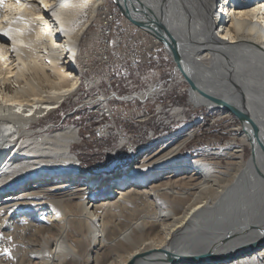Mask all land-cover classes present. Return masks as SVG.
<instances>
[{
    "label": "bare ground",
    "instance_id": "1",
    "mask_svg": "<svg viewBox=\"0 0 264 264\" xmlns=\"http://www.w3.org/2000/svg\"><path fill=\"white\" fill-rule=\"evenodd\" d=\"M103 1L0 0V244L19 252L21 235L1 233L28 213L52 226L39 229L43 249L20 264H264V228L256 230L264 226H219L223 216L249 221L264 199V0H121L138 19L166 15L191 99L225 117L238 112L255 153L245 161L229 145L180 158L188 132L108 181L79 175L75 127L32 130L77 93L79 41ZM109 238L116 248L92 256Z\"/></svg>",
    "mask_w": 264,
    "mask_h": 264
},
{
    "label": "rangeland",
    "instance_id": "2",
    "mask_svg": "<svg viewBox=\"0 0 264 264\" xmlns=\"http://www.w3.org/2000/svg\"><path fill=\"white\" fill-rule=\"evenodd\" d=\"M111 1L116 7L112 5ZM145 3L146 2H144V4ZM105 11L115 16V25L117 26H113V29H120L123 27L126 28L127 31H131L134 40L137 36L141 35L155 39L166 56H168L171 64L170 67L175 70L174 76L176 78L172 82L174 83L173 89H171V91L166 90L164 92H160L159 94V91L152 92L149 96L151 98H156L157 100H163L164 97L173 99L174 103L172 108L168 110H161L157 108L159 113L153 115V118H147L150 112H152L151 108L153 106H151V104H147L144 107L137 106L140 104L137 101L131 105H129L128 102L117 104L119 107L122 106L125 111L129 110V108L137 109L133 112L132 119L129 118V120L126 121L119 118L116 121L117 126L119 125L120 128L127 129L128 133H130L131 137L134 139L133 142L138 144V147H135V149L130 153H126L123 148L120 149L121 144L117 142L118 139L116 135L109 137L106 134L105 137L100 136L98 138L93 134L92 127H94L97 123L93 121L92 117H89L87 109L84 107L88 105V103H84V99L88 96L85 97L81 94V88L85 83V69L86 63H88V55H91L89 51H91L90 48L94 49L97 45L98 27L101 25V21L104 22L102 13ZM147 14L150 16L149 10H147ZM155 19L150 17L148 22L154 24L153 22H158L160 20L159 22L166 25V27L169 25L165 14L155 15ZM113 29L111 30V38L117 36L114 34ZM86 30L87 31H85V34L82 35L83 37L79 41L78 51L75 56L76 62H74V69L79 78L77 93L75 95H71L66 101H64L57 111L50 113L45 118L40 119L37 123L32 124V130L44 129L47 134L62 131L68 127H75L78 130L79 140L77 143L74 142L72 144L71 153L76 158L80 176L94 178L99 177L100 179L104 178L108 181L109 179L119 177L124 172H132L136 169L133 167L140 165V161L143 160L145 156L155 152L159 149V147L167 143L172 138L184 137L188 132H192V136L178 154V157L180 158L187 157L197 159L201 157V151L203 149L214 151L225 148L229 145L239 147L238 150L242 149L245 161H249L254 156L255 152L251 145L243 142V136H246L243 121L232 113L225 117L223 113L224 111L222 110L195 103V101L191 99V86L187 83L184 74L176 69L172 57L166 47L160 40L156 39L150 33L136 26L131 20H129L114 0H104L99 4L94 14V18ZM113 46H116V44H113ZM116 48L118 49L119 47L116 46ZM70 71H73V69L71 68ZM127 73H129L130 77L135 79V84L132 87V93L125 94L126 97L133 95H136L135 97L144 96L143 91L146 90L148 85L152 82H146L143 80L138 81L136 71L134 70L132 72L128 71ZM97 82L98 84H94V86L101 87L102 81L97 80ZM125 91H128L127 88H125ZM135 97L131 98V101L134 100ZM135 118L142 119H139L141 121H136V124H134L132 120ZM165 119H167L166 122ZM107 137H109V139ZM262 145L264 146V144ZM94 147H96L95 149H98V151H96ZM259 157L264 161V150L259 153ZM226 162L227 161L223 162L222 168L226 167ZM84 168L87 169L86 173L82 172V169ZM38 180L39 179H35L30 182ZM104 183L105 181L103 183L101 182L97 186L101 187ZM133 184L134 183L132 182H128L123 186L115 184L113 186L117 189H125ZM139 187L140 189L143 188V186ZM246 190V194L250 192L249 189ZM262 202V204L256 207V210H258L257 213L254 214L251 219L249 217V221L247 220L248 216L240 221L235 220V222L233 221L234 219H231L230 221L226 216L220 215L221 219L223 216V219H220L221 221L219 226H264V199ZM64 206H67V204ZM243 211H246L245 208H243ZM28 215V213H18L15 216L13 215L12 219L8 221V223L10 222L9 224L11 225V229H7L6 232L2 231L1 233L7 235V237H10L8 234L14 231L18 235H21V237L18 238L20 246L19 252H14L12 241L10 240V244H7L6 242L0 244V253H2L0 258L5 264H20L19 261L21 262L24 258L29 259V252L31 253V251H34L39 253L43 249L44 244L39 229H43L42 226H52V224L41 223L40 220L38 221L33 219V217H29ZM123 215L127 216L126 213H123ZM3 216H5V214ZM3 216L0 215V217ZM241 222H243V224H240ZM125 224H127L125 218L118 222V226H122V228H124ZM25 226H29L30 228L25 229ZM263 228L264 227H260L256 230L258 231ZM22 234H24V237H22ZM108 240L109 241L105 243V245L103 244L100 246L101 248L98 247L97 252L92 256L100 258L107 254L108 249L116 248L119 244V242H114L110 238ZM78 242L79 241L74 236L69 237L68 244L76 249L77 255L82 256L85 254V249L81 248ZM236 243L237 242L235 241V243H232L231 245H235ZM263 247L264 244L259 247V249ZM28 259H25L24 264L28 263ZM234 259L235 258H233V260ZM30 260H33V263H36L38 262V257L33 256Z\"/></svg>",
    "mask_w": 264,
    "mask_h": 264
},
{
    "label": "built area",
    "instance_id": "3",
    "mask_svg": "<svg viewBox=\"0 0 264 264\" xmlns=\"http://www.w3.org/2000/svg\"><path fill=\"white\" fill-rule=\"evenodd\" d=\"M102 18L104 22L101 21V25L98 27L97 45L94 49L88 47L91 49L89 51L91 55H88L85 83L81 88V94L85 97L88 96L84 99V103H89V105L83 106L87 109L89 117H92L93 121L97 123L92 127L93 134L98 138L100 136L105 137L106 134L109 137L116 135L117 142L121 144L120 149L123 148L126 153H130L135 147H138V144L133 142L134 139L127 129L117 126L116 121L119 118L126 121L129 118L132 119V114L137 109L129 108L125 111L122 106L119 107L117 104L128 102L131 105L136 101L140 103L137 106L141 107L151 104L153 106L151 108L152 112L147 118H153V115L159 113L158 109L168 110L172 108L173 99L164 97L163 100H157L149 96L152 92L159 91V94L166 90L171 91L174 86L172 82L176 78L174 76L175 70L170 67L168 56L155 39L141 35L134 40L131 31H127L123 26L120 29H113V26H117L113 14L105 11L102 13ZM112 29L114 34L117 35L113 38L110 36ZM113 44H116L119 48L117 49ZM133 70L136 71L138 81L152 82L143 91L144 98L141 96L135 97L136 95L125 98V94L132 93V87L135 84V79L127 73ZM97 80L102 81L101 87L94 86V84H98ZM125 88L128 91H125ZM149 90H151V93L147 95ZM133 97L135 99L131 101ZM139 119L142 118H135L132 122L136 124V121H141ZM166 121L167 119H165ZM109 137L107 138L109 139ZM95 150L98 151V149Z\"/></svg>",
    "mask_w": 264,
    "mask_h": 264
},
{
    "label": "water",
    "instance_id": "4",
    "mask_svg": "<svg viewBox=\"0 0 264 264\" xmlns=\"http://www.w3.org/2000/svg\"><path fill=\"white\" fill-rule=\"evenodd\" d=\"M114 1L119 6V8L122 10L123 14L129 20H131L136 26H138L141 29L147 31L152 36H154L156 39H158V40H160L162 42V44L169 51V53H170V55L172 57V60H173V62L175 64L176 69H178L182 74H184L187 83H189V85L191 86V89H195L194 86H193V83L189 80L187 75L183 72L181 59H180V51L177 49L175 43L171 40V34L167 30L166 25H164L163 23H160L159 22L160 20L158 22H153L154 24H152V23H149V22L144 21L142 19H138V18H136L134 16H131V15H129L128 10L126 9V7H124L122 5V1L121 0H114ZM158 23H160V24H158ZM230 113H232V114L236 115L237 117H239V114L236 111H230Z\"/></svg>",
    "mask_w": 264,
    "mask_h": 264
},
{
    "label": "trees",
    "instance_id": "5",
    "mask_svg": "<svg viewBox=\"0 0 264 264\" xmlns=\"http://www.w3.org/2000/svg\"><path fill=\"white\" fill-rule=\"evenodd\" d=\"M111 3H112L113 6H115V5L113 4L112 1H111ZM115 7H116V6H115ZM82 172H83V173H86V172H87V169H86V168L82 169Z\"/></svg>",
    "mask_w": 264,
    "mask_h": 264
},
{
    "label": "snow or ice",
    "instance_id": "6",
    "mask_svg": "<svg viewBox=\"0 0 264 264\" xmlns=\"http://www.w3.org/2000/svg\"><path fill=\"white\" fill-rule=\"evenodd\" d=\"M0 35H3V36H4V34H3V33H0Z\"/></svg>",
    "mask_w": 264,
    "mask_h": 264
}]
</instances>
